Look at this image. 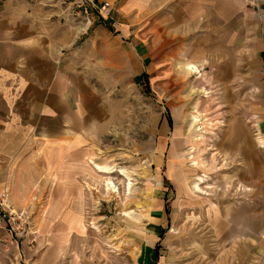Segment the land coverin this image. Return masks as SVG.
<instances>
[{
    "label": "rangeland",
    "instance_id": "374dc122",
    "mask_svg": "<svg viewBox=\"0 0 264 264\" xmlns=\"http://www.w3.org/2000/svg\"><path fill=\"white\" fill-rule=\"evenodd\" d=\"M30 1L100 37L103 57L118 42L120 62L94 76L112 109L103 138L80 150L26 130L8 140L0 264H147L155 250L160 264H264V41L260 73L253 58L224 69L206 30L166 26L192 0H93L109 7L91 23L74 0Z\"/></svg>",
    "mask_w": 264,
    "mask_h": 264
},
{
    "label": "crops",
    "instance_id": "0c3cea01",
    "mask_svg": "<svg viewBox=\"0 0 264 264\" xmlns=\"http://www.w3.org/2000/svg\"><path fill=\"white\" fill-rule=\"evenodd\" d=\"M261 1L252 6L243 0H192L176 8L166 26L202 28L206 32L201 36L216 44L212 56L226 60L224 69L232 65L228 60L253 58L255 73H260ZM81 34L48 12L40 14L30 0H0V162L12 154L14 144L8 140L21 138L24 130L30 138L34 134L68 150L85 148L110 132L111 105L101 102L94 76L96 68L105 66L111 72L119 67V45L111 41L103 57L100 37ZM261 84L256 75L254 90ZM259 125L264 130V120ZM158 255L160 250L152 252L147 264H160Z\"/></svg>",
    "mask_w": 264,
    "mask_h": 264
},
{
    "label": "built area",
    "instance_id": "2783aa9c",
    "mask_svg": "<svg viewBox=\"0 0 264 264\" xmlns=\"http://www.w3.org/2000/svg\"><path fill=\"white\" fill-rule=\"evenodd\" d=\"M249 2L250 5L256 6L260 0H243ZM109 7V3L105 2L103 6L96 5L93 0H74L72 6V15L87 20L86 23L92 22L93 19H99L105 8ZM95 17V18H94Z\"/></svg>",
    "mask_w": 264,
    "mask_h": 264
},
{
    "label": "bare ground",
    "instance_id": "6f19581e",
    "mask_svg": "<svg viewBox=\"0 0 264 264\" xmlns=\"http://www.w3.org/2000/svg\"><path fill=\"white\" fill-rule=\"evenodd\" d=\"M195 121V120H194ZM196 121H198V119H196ZM202 124V123H201ZM195 125V124H194ZM194 125H192V126H194ZM198 140V139H197ZM198 163L197 162H195L193 165H197ZM97 168L100 170V172H105V173H110V170H108V168L107 167H104V166H99V165H97ZM97 169V170H98ZM182 173V172H181ZM111 174V173H110ZM200 181H203V179H200ZM198 182H199V180H198ZM196 187L198 188V190H199V187H198V185H196ZM199 192V191H198ZM203 192V191H202Z\"/></svg>",
    "mask_w": 264,
    "mask_h": 264
}]
</instances>
